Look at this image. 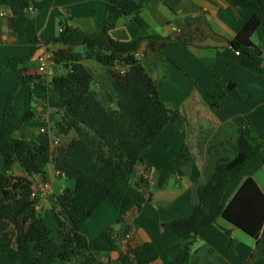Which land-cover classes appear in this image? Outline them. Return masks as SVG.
I'll use <instances>...</instances> for the list:
<instances>
[{"label":"trees","instance_id":"1","mask_svg":"<svg viewBox=\"0 0 264 264\" xmlns=\"http://www.w3.org/2000/svg\"><path fill=\"white\" fill-rule=\"evenodd\" d=\"M30 0H0V8L8 11V26L18 36L26 37L30 52L23 57H7L0 68V79L13 72L17 82L7 94L0 130V254L8 256L14 264H104L98 254L118 253L120 264H152L158 252L152 243L140 246H123L133 227L129 220L148 201L143 189L147 179L134 182L135 167L144 162V156L167 124L178 129L185 125V112L164 103L157 93V82L145 71L142 60L133 53L144 44H152L154 51L177 44H190L192 35L199 29H190L179 37L161 38L147 33V26L139 17V7L133 0H110L105 7L102 30L85 33L65 19L55 38L39 39L28 16ZM236 7L254 11L240 32L228 43L231 48H217L226 59L227 67L236 65L244 71L264 78V0H230ZM131 16L139 27L138 36L127 42L110 37L118 21ZM189 22H185L187 28ZM258 35L261 43L252 41ZM60 44L64 49L54 51L56 72L45 81V99L49 107L60 111L54 130L63 137L51 152L47 138L29 142L16 134L24 123L31 121L32 113L19 118L13 109L17 91L27 86L38 75L26 77V65L41 45ZM82 46L85 53L67 50ZM149 52L143 51L144 57ZM94 59L108 69L112 79L122 89L123 95L115 108L105 107L100 96L92 88L91 74L82 65L83 60ZM123 64L128 71L119 76L111 71L115 64ZM45 79V78H44ZM226 91L236 92L233 83H224L214 74L211 85L205 91L209 106L220 109L231 102ZM243 100V96H239ZM192 102H188V106ZM264 129L258 139H249V133L235 129V139L228 155H220L211 174L194 184L188 198L194 206L187 219H178L163 225L180 239L187 241L183 254L171 264H227L209 249L190 250L192 242L203 228L222 218L255 241L250 261L264 256V246L259 237L264 225V194L252 178H242L244 168L251 160L264 167ZM27 177H13L14 165ZM190 163L188 152H179L168 167L159 173L156 185L162 189L170 177L184 175L183 169ZM52 165L66 181L74 183L56 196L51 211L56 233L43 219V214L33 210L36 198L33 178H44L45 168ZM238 186L226 203L223 196L227 187ZM142 184V186H141ZM108 202L117 213L115 225L92 240L81 233L82 227ZM56 206V207H55ZM57 207L59 210H57ZM70 225V229H69ZM233 247V242H229ZM250 262V263H251Z\"/></svg>","mask_w":264,"mask_h":264},{"label":"crops","instance_id":"2","mask_svg":"<svg viewBox=\"0 0 264 264\" xmlns=\"http://www.w3.org/2000/svg\"><path fill=\"white\" fill-rule=\"evenodd\" d=\"M109 1L30 0L28 16L39 39L57 37L60 24L65 19L85 33H95L103 28L105 7ZM133 1L139 7V17L146 24L148 34L174 38L187 34L190 29H199L200 32L194 31L192 35L193 42L205 38L202 25L208 29V36L231 41L254 14L251 8L233 6L230 0ZM4 10L7 17L0 16V68L5 66L7 57H23L32 48L26 37L18 36L10 30L8 11ZM186 21L189 22L187 28ZM174 29L180 30V33L174 34ZM139 33L140 29L132 17L127 16L118 21L109 35L115 41L127 42ZM254 36H257V43L253 41ZM254 36L252 41L259 45L260 38L256 34ZM193 42L164 47L159 52L154 51L152 44L147 43L141 49H149L141 62L148 75L156 80L159 98L173 109L185 112L186 117L185 125L180 129L172 123L167 124L147 150L144 162L135 167L134 182L140 183L142 179L148 181L147 188L143 189L148 201L130 217L129 223L133 230L129 234V244L134 247L146 242L152 243L158 252V257L152 264H171L182 256L188 242L164 230L163 225L173 220L187 219L193 214L194 206L189 202L188 192L194 184L206 180L220 155L230 153L235 129L247 131L249 139H258L264 129V78L250 74L236 65L227 67L226 59L217 48L199 47L193 45ZM78 47L67 50L83 55L85 48ZM64 48L60 44L41 45L26 65L27 79L38 77L37 58L41 53ZM82 65L91 74L92 88L100 96L102 104L115 108L123 91L112 79L110 71L94 59L83 60ZM214 74L221 75L226 84L233 83L236 91H226L231 102L220 109L209 106L205 101V91L211 85ZM45 81L44 78H34L27 86L21 87L14 98L13 109L19 118L26 112L32 113L31 121L24 123L16 136L29 142L47 138L52 152L58 144L63 143L64 138L54 130L58 115L46 102ZM16 82L17 77L13 72L6 73L0 79V130L5 100ZM239 96H243V100ZM188 102H192L190 106ZM182 151L188 152L190 156L189 165L183 169L184 175H173L162 189H158L156 182L159 173ZM262 155L264 156V149ZM10 174L13 177H27L18 163H14ZM241 177L252 178L264 194V167L258 161L251 160ZM33 179V187L47 183L54 191V197L38 192L33 208L37 213L43 214L45 223L54 230V237L56 227L51 211L54 198L64 189L73 188L74 183L65 178H57L52 165L45 168L43 179ZM237 186L238 182L227 187L223 203L229 200ZM116 218L115 210L105 202L85 223L81 233L87 240H92L110 227L121 231L122 227L115 225ZM259 240L264 246V225ZM230 241L233 242L232 248L229 247ZM254 247L253 239L219 218L215 224L199 231L190 250L195 252L209 249L227 264H264V256L250 261ZM118 256L114 252L98 254L96 257L104 264H120ZM0 264L14 263L8 256L0 254Z\"/></svg>","mask_w":264,"mask_h":264},{"label":"built area","instance_id":"3","mask_svg":"<svg viewBox=\"0 0 264 264\" xmlns=\"http://www.w3.org/2000/svg\"><path fill=\"white\" fill-rule=\"evenodd\" d=\"M29 10L30 8H28V11ZM0 16L7 17V12L4 9L0 8ZM179 33L180 30L174 29V34L178 35ZM143 57H144L143 51L141 50L133 53V58L136 60H141ZM37 60H38V67H37L38 75L42 76L43 78H45V80L49 81L56 74L55 73L56 62L54 60L53 53L49 51H44L38 56ZM127 71H128V67H126L123 64L121 65L116 63L115 66L112 67V72H114L119 76L125 75ZM49 108L57 115L61 113L60 111H57L54 108L51 107ZM41 132H44V130H41ZM57 143L58 141L55 142V144ZM55 176L57 178H64V176L57 171H55ZM38 192H43L47 197L55 196L53 189L47 183H42L39 186L34 187L33 193L31 194V198H36ZM128 241H129V236L128 237L126 236L125 238L122 239L121 244L123 246H126L128 244Z\"/></svg>","mask_w":264,"mask_h":264},{"label":"water","instance_id":"4","mask_svg":"<svg viewBox=\"0 0 264 264\" xmlns=\"http://www.w3.org/2000/svg\"><path fill=\"white\" fill-rule=\"evenodd\" d=\"M201 28L203 29L205 38L201 41L193 42V45L199 46V47H211V48H231V45L227 41L208 36L209 31L204 25H202Z\"/></svg>","mask_w":264,"mask_h":264},{"label":"rangeland","instance_id":"5","mask_svg":"<svg viewBox=\"0 0 264 264\" xmlns=\"http://www.w3.org/2000/svg\"><path fill=\"white\" fill-rule=\"evenodd\" d=\"M253 41L257 43V36H254ZM77 49H80L79 47ZM57 72H60L59 68L57 69ZM12 91V90H11ZM16 96V95H15ZM104 97V96H103ZM15 98V97H14ZM110 108V107H109ZM50 222V221H49ZM238 240V237L236 238V241Z\"/></svg>","mask_w":264,"mask_h":264}]
</instances>
